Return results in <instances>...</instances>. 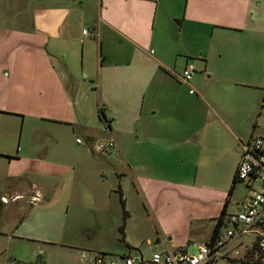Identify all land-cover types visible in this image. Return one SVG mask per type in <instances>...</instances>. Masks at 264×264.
<instances>
[{
    "label": "rangeland",
    "instance_id": "rangeland-1",
    "mask_svg": "<svg viewBox=\"0 0 264 264\" xmlns=\"http://www.w3.org/2000/svg\"><path fill=\"white\" fill-rule=\"evenodd\" d=\"M43 1L0 0V23L7 18H23L27 13L10 9L9 5ZM98 1L85 0L84 10L90 7L94 11L85 15L86 23H93L97 17ZM82 14L79 18H84ZM75 16L76 12L72 19ZM174 25L158 15L155 28L152 24L143 39L166 51L174 44L184 49L182 38L170 37L171 31H167ZM84 26L76 30L73 26L71 30L79 33ZM82 41L74 44L78 48L70 58L74 64L75 58L82 55L83 45L86 55L89 48L92 55L98 51V40L83 37ZM91 42L94 45H88ZM166 55L169 60L178 57L176 69H171L182 73L186 57L173 52ZM191 60L198 70L192 77L194 93L190 94L179 77L177 82L158 84L159 89H153L152 98L146 99L143 118L136 124L139 132L118 136L115 150L95 153L96 161L91 160V149L76 142L82 134L74 121H40L37 142L48 148L47 161L53 163V171L65 174L47 188L50 198L39 206L45 208L42 213L31 214L23 199L8 198L0 215V264H88L81 256L89 250L134 257L142 254L144 259L164 248L196 254L198 243L193 235L212 233L215 217L227 198L221 227H228V214L240 209L250 188L256 190L260 185L253 182L248 186L238 180L232 194H228L241 150L236 142L232 150L224 152L223 143L230 140L231 130L245 138L256 122L260 134H264V108L261 98H257L259 90L226 85L228 77L223 78L227 73L220 61L210 60L211 76L204 68L198 69L197 58ZM87 72L86 68L79 74L80 97L75 98L95 116L98 145L108 134L101 132L98 111L103 102ZM52 102L44 101L42 111L59 112ZM254 240L253 233L235 238L229 245L230 257H219L217 264H232V257L242 264H264V255L252 246Z\"/></svg>",
    "mask_w": 264,
    "mask_h": 264
},
{
    "label": "crops",
    "instance_id": "crops-1",
    "mask_svg": "<svg viewBox=\"0 0 264 264\" xmlns=\"http://www.w3.org/2000/svg\"><path fill=\"white\" fill-rule=\"evenodd\" d=\"M84 4L85 0H44L9 5L27 13L0 23V198L7 199L6 204L1 202V213L8 198L14 196L30 206L31 214L42 213L45 208L39 206L50 198L47 188L65 174L53 171L47 161L48 148L37 142L41 120L74 121L82 134L83 143L79 144L92 150L91 160L96 161L95 153L102 154L97 151L95 116L75 98L80 97L79 74L86 68L109 120L108 137L114 139L138 133L136 124L143 118V107L146 99L152 98L153 89L181 77L178 70H172L179 62L178 57L168 59L170 52L186 57L182 66L195 65L191 59L197 58L198 69L204 68L211 76L210 60L220 61L227 73L223 77H228L226 85L259 90L257 98L264 108V0H99L93 23L85 22V15L94 11L90 7L84 10ZM80 13L84 18H79ZM158 15L174 22L167 31H171L170 37L182 38L184 49L174 44L166 51L144 41L147 29L152 24L155 28ZM81 24L87 27L75 33ZM73 26L75 30H71ZM85 28L88 35L83 33ZM83 37L98 40L99 48L93 55L89 48L86 55L83 45L74 64L70 58L78 52L75 45ZM192 79L185 83L190 94L194 93ZM44 101H53V107L60 111L43 112ZM99 118L102 132L105 119L100 114ZM259 126V122L254 123L245 138L231 130L230 140L223 143L224 152L232 150L236 142L241 150V142L251 133L264 135ZM128 167L132 172L129 163ZM210 234L193 236L199 244L208 242Z\"/></svg>",
    "mask_w": 264,
    "mask_h": 264
},
{
    "label": "built area",
    "instance_id": "built-area-1",
    "mask_svg": "<svg viewBox=\"0 0 264 264\" xmlns=\"http://www.w3.org/2000/svg\"><path fill=\"white\" fill-rule=\"evenodd\" d=\"M85 35L89 32L83 30ZM196 73L195 65L187 63L180 74V80L184 83L191 81ZM194 89H191L193 92ZM109 120L105 119L102 132L110 131ZM77 143H83L77 137ZM116 148L114 137H107L98 141L99 152L112 151ZM237 175L242 182L248 186L258 183L260 187L256 190L250 188L245 196L239 210L230 212L226 221L228 227L221 229L220 233L212 241L198 244L196 254H190L187 250H174L164 248L163 250L152 251L148 259L143 255L134 257L127 253L111 254L103 251L89 250L82 253V261L88 264H217L219 257L228 259L231 253L229 245L235 238L248 237L251 233L255 234V240L264 250V136L251 133L250 137L241 142V157L238 162ZM19 196H14L12 200ZM3 204L7 203L6 197L0 198ZM239 263L240 260L232 257Z\"/></svg>",
    "mask_w": 264,
    "mask_h": 264
},
{
    "label": "trees",
    "instance_id": "trees-1",
    "mask_svg": "<svg viewBox=\"0 0 264 264\" xmlns=\"http://www.w3.org/2000/svg\"><path fill=\"white\" fill-rule=\"evenodd\" d=\"M99 114H100V117L101 118H104L106 119L105 117V113H104V108L101 107L99 109ZM236 172L234 173V176H233V179H232V185H231V188L229 189V195L232 194V191L233 189L235 188L236 186V183L237 181H241L237 175V172H238V164H237V168H236ZM227 203H228V198H227V201L226 203H224L223 207L221 208V213L220 215L215 219V225L213 227V231H212V234H210V238H209V241H212L216 238V236L220 233L222 227L224 225V219H225V214H226V207H227ZM254 249H256L258 251V253H261L264 255V250L258 245V242L256 240H254V245H252ZM180 250V249H178ZM183 250V249H181ZM231 263L232 264H242L241 260L239 261V263H237L235 260H232L231 259Z\"/></svg>",
    "mask_w": 264,
    "mask_h": 264
},
{
    "label": "water",
    "instance_id": "water-1",
    "mask_svg": "<svg viewBox=\"0 0 264 264\" xmlns=\"http://www.w3.org/2000/svg\"><path fill=\"white\" fill-rule=\"evenodd\" d=\"M1 206H2V203H1V200H0V213H1ZM159 240L156 241V243H158Z\"/></svg>",
    "mask_w": 264,
    "mask_h": 264
}]
</instances>
